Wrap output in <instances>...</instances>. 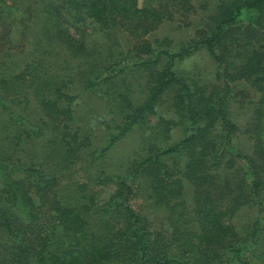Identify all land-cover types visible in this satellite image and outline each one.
Masks as SVG:
<instances>
[{
	"label": "trees",
	"instance_id": "1",
	"mask_svg": "<svg viewBox=\"0 0 264 264\" xmlns=\"http://www.w3.org/2000/svg\"><path fill=\"white\" fill-rule=\"evenodd\" d=\"M193 11L192 0H49L46 21L62 50L85 60L76 84L51 52L27 51L32 6L0 0V57L32 55L17 75L0 74V131L12 134L10 149L17 152L46 133L57 148L25 164L0 139V264H264V44L250 41L235 59L242 39L258 36L257 27L264 40V0H225L194 43L173 49L165 40L168 46L154 49L149 35L177 19L186 24ZM87 20L101 39L99 51L90 50L95 35L79 30ZM117 36L125 37L127 50L112 49ZM198 51L213 59L215 83L177 69ZM130 74L144 78L140 104L120 84ZM99 87L107 88L121 123L97 159L158 116L171 92L175 116L158 118L155 138H146L144 157L126 176L113 180L101 172L95 179L115 186L102 204L93 177L71 187L63 180L90 142L74 130L79 93ZM238 94L255 105L250 154L235 143L228 101ZM31 109L33 121L24 113ZM178 127L184 137L169 144ZM140 196L164 210L168 229H156L133 207ZM251 210L255 216L241 223Z\"/></svg>",
	"mask_w": 264,
	"mask_h": 264
},
{
	"label": "rangeland",
	"instance_id": "2",
	"mask_svg": "<svg viewBox=\"0 0 264 264\" xmlns=\"http://www.w3.org/2000/svg\"><path fill=\"white\" fill-rule=\"evenodd\" d=\"M194 5V11L191 17L186 21L187 25L184 24V19H177L174 22H169L160 27L157 31L149 35L148 39L153 45L154 49L159 50L166 46L165 40L171 43V48L180 49L191 45L197 38L199 31L205 28L213 17L217 14L218 7L225 0H192ZM10 5L17 7H23L25 5H31L34 11V20L31 23V30L29 33V52H35L38 50H48L53 55L52 61L61 69H71L72 73L67 72L68 75L72 76L78 82L79 72L84 65L85 60L70 58L68 54L62 50V43L56 38L55 32L51 24L46 21V14L44 12L45 7L49 3V0H6ZM83 26L79 28L82 34L91 35L94 34L96 38L91 40V51H99V40L98 33L96 31L94 22L87 20ZM70 33L78 37L79 34L74 28L67 25ZM260 31L258 36H254V39L248 37L242 39V47L236 48L235 59L241 57L246 50H248V44L250 41L256 42L257 46L264 44L263 34ZM117 40H113L114 45L112 49H117L120 52L121 49L127 50L126 39L122 36H117ZM113 42L109 43L112 44ZM130 46V44H129ZM64 47V46H63ZM108 53L109 50H104ZM95 57V56H94ZM32 58V55L27 56L23 54L9 53L0 57V74L5 76H15L24 67L25 63ZM92 59V58H91ZM234 59V60H235ZM80 62L79 65L76 63ZM68 66H65L64 63ZM86 69V67L84 68ZM180 71L192 72V74L199 76L204 82L215 83L216 65L213 59L209 56L206 51H198L181 62L178 67ZM54 72L62 73L61 70ZM71 73V74H70ZM61 74V75H62ZM124 80L120 81V84L130 89V95L134 100L135 104L143 102L144 93L142 91L144 78L138 74L127 75ZM75 86V85H72ZM77 88H80L78 85ZM76 88V89H77ZM240 90V89H239ZM238 91H234L235 93ZM71 92L76 94L75 88L72 87ZM173 92L168 93L161 101L158 107V116L152 118L145 127L134 128L126 137L117 141L113 146L110 147L106 154L97 159L101 151H103L109 145V138L116 135L118 127L121 123V117L116 109V105L111 100L110 93L107 92L106 87H99L93 90L82 91L79 93V97L75 107V123L74 130H79L80 138L88 139V148L84 151L81 158L78 159L77 165L74 167V171L69 173L65 171L63 173L64 186L71 187L75 182H86L91 177L94 181L91 182L93 190L98 194V202L102 204L106 201L115 190L113 184L108 186H99L96 183V178L101 172L111 177L113 180L119 177L127 175L129 168L133 161L139 160L145 155L144 144L146 138L154 136L156 134V124L159 117H166L168 119L174 118L171 112V100ZM229 113L233 122L238 127V132L235 136V143L237 148L244 154H250L253 149V143L250 140L247 130L252 123L255 105L248 98H243L241 95H234L228 101ZM25 115L29 120L33 121L36 118V113L31 109L25 111ZM184 130L181 127L175 128L171 132V137L168 140L169 144L176 143L184 137ZM46 133L45 136L36 139L22 146L17 152V149H10L12 145V134L7 131H0V139L2 140L3 146L8 152L13 154L16 158L23 160L25 164H29L37 157L43 155L46 150L51 149L56 151L54 146L49 142L50 136ZM155 138V136H154ZM11 144V145H10ZM56 147V146H55ZM60 168H65L61 164ZM59 173L62 174L61 170ZM132 202L133 207L142 214L146 215L152 222L156 229H168V222L165 218V212L162 209L154 208L152 204L145 201L142 196ZM255 210L247 211L243 213L241 223L252 219L255 215ZM264 218V213H261ZM237 224V222L235 223Z\"/></svg>",
	"mask_w": 264,
	"mask_h": 264
}]
</instances>
